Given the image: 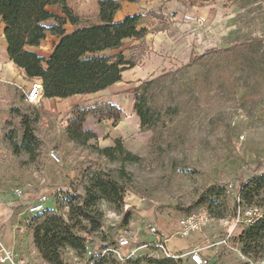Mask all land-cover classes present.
Returning <instances> with one entry per match:
<instances>
[{
    "label": "rangeland",
    "instance_id": "obj_1",
    "mask_svg": "<svg viewBox=\"0 0 264 264\" xmlns=\"http://www.w3.org/2000/svg\"><path fill=\"white\" fill-rule=\"evenodd\" d=\"M97 1L79 0L82 24L96 22ZM169 1L150 10L156 17L141 9L139 26L148 30L147 36L139 42L127 40L120 50L147 73L136 82L149 111L150 129L145 131L151 133L142 160L122 164L120 156L115 161L102 156L96 127L105 121H99L103 111L45 110L40 103L24 101L28 85H6L0 88V203L18 202L22 210L24 200L17 192L53 190L45 211L67 218L62 194L84 198L87 176L108 172L123 189V203L118 210L103 200L98 203L102 217L97 231L85 221L76 227L74 233L90 247L108 246L123 232L147 242L148 224L168 239L176 238L172 232L177 222L203 208L197 199L214 184L225 187L227 214L235 212L239 184L264 177V0H180L167 5ZM50 49L46 41L40 52ZM23 120L37 140L33 156L9 148L12 141L20 142ZM68 127L93 131L97 139L75 143L67 136ZM49 151L60 158L59 164L48 160ZM121 168L124 178H119ZM252 190L251 204L238 202L240 219L244 221L248 208L255 206L264 221V184ZM126 205L130 215L124 222ZM145 214L155 219L147 221ZM33 217L23 215L20 225L26 227ZM249 227H237L230 247L211 257L209 264H242L238 252L249 264L264 259V237L260 248L250 254L242 251L239 237ZM202 231L214 241L222 236L223 226L212 222ZM20 236L28 262L46 264L37 259L26 233ZM61 258L64 264L83 263L84 253L64 248ZM158 259L163 255L143 249L126 264H156ZM98 264L119 263L109 257Z\"/></svg>",
    "mask_w": 264,
    "mask_h": 264
},
{
    "label": "trees",
    "instance_id": "obj_2",
    "mask_svg": "<svg viewBox=\"0 0 264 264\" xmlns=\"http://www.w3.org/2000/svg\"><path fill=\"white\" fill-rule=\"evenodd\" d=\"M67 1L0 0V22L4 28L3 36L8 58L17 68L24 71L27 78L41 80L42 98L46 99H65L74 95L93 94L121 81L122 73L135 67L137 63L134 60H126L119 50L123 48L126 40L140 41L148 34L146 28L139 26L143 15L126 16L118 22L114 20L115 14L121 9V2L135 4L139 0H98L97 23L87 26H81V19L68 7ZM51 7H56L60 15L49 11ZM147 15L157 16L154 11H149ZM48 22L51 24L46 25ZM67 23L76 29L66 33L64 26ZM47 33L58 39L47 58L28 50L40 46ZM113 51L117 53L105 54ZM139 91L140 87L132 90L135 95L133 109L139 118L140 129L149 130V111L144 98L139 96ZM94 108L98 109V112H104L99 121L104 118L116 124L122 117L120 110L114 105ZM75 109L79 113L89 110ZM22 124L23 134L20 142L12 141L9 148L15 154L24 152L33 156L37 149L36 137L29 122L23 120ZM66 133L69 140L75 143L84 144L97 139L95 132L90 130L81 132L68 127ZM102 156L109 161H115L117 156H120L122 164L142 160L128 152L120 140L115 141L114 147L102 150ZM119 178H124L122 168L119 170ZM86 179L84 198L75 194H62L68 209L67 218L51 210H44L33 215L26 226L31 231L33 246L46 264H64L61 258V251L64 248L84 253L85 239L75 234L74 230L82 221L89 223L92 231L100 228L102 213L98 203L101 200L113 205L117 210L122 207L123 189L108 172L93 171ZM262 184L264 177L257 176L246 185L239 184L235 212L239 200L251 204L252 188ZM225 195V187L214 184L202 191L196 204L203 207L214 220L225 219L229 216L224 205ZM129 215L130 210L126 209L123 213L124 222ZM263 237L264 221L258 220L239 237L243 253L250 254L260 248ZM155 263L181 264V261L158 259Z\"/></svg>",
    "mask_w": 264,
    "mask_h": 264
},
{
    "label": "crops",
    "instance_id": "obj_3",
    "mask_svg": "<svg viewBox=\"0 0 264 264\" xmlns=\"http://www.w3.org/2000/svg\"><path fill=\"white\" fill-rule=\"evenodd\" d=\"M163 1L167 0H139L135 4L121 2V9L115 14L114 20L118 22L126 16L138 15L139 11L144 8L149 9V11L153 10L155 7L160 6ZM178 1L181 2L180 0H172L167 2V5H176ZM67 5L77 16H79V18L81 19V26H87L85 24H82V7L79 4V0H68ZM49 11L60 15V12L56 7L49 8ZM95 11L97 16L98 5H96ZM96 23L97 20L93 24ZM3 29V25L0 22V88L6 89V85L18 88L28 85L26 87L28 89L30 83L35 79L27 78L24 74V71L17 68L9 60L7 55V46L3 36ZM64 29L66 33H71L76 29V27L67 23L64 26ZM46 41L51 42V49L47 54H43L40 52V49L44 48ZM57 41L58 39L56 36L47 33L40 46L28 48V50L35 52L37 55L42 56L43 58H47L52 52L53 46L57 43ZM113 52H106L105 54ZM43 67H45V65H43ZM146 75L147 73L142 72V70L136 64L135 67L125 70L122 73L121 81L109 86L103 91H99L93 94L74 95L65 99L42 98L39 103L45 110L58 109L60 111L67 112L72 111L74 108H92L95 106L108 104L116 106L120 110L122 117L116 124H113V121L111 120H105L102 121L101 124L97 125L96 128L98 133L100 134L97 141L98 146L102 150L110 149L114 147L116 140H120L123 147L128 152L137 156H142L147 151L151 133L149 131L140 129L139 118L137 117L133 109L134 99L132 90L136 88V82L141 80ZM51 191L47 189H39L34 194L25 195V197L23 198L24 204H22V210H20L21 205L18 202L8 201L6 203H0V256H4L9 252H13L15 255L28 260L22 248V241L20 236L26 233L29 246L32 248L33 252L36 253L37 259H40L32 243L31 231L26 227H22L20 225V220L21 217L25 215L24 209L28 204L34 201L44 200L48 198L50 196V194L48 193ZM131 199L132 198H129L128 201L133 203L135 200ZM45 203L46 202L44 201V204ZM124 209H128V206L126 205ZM142 217H145L147 221H153L155 219L153 214H145ZM209 239L210 238H208L203 233V231L195 232L186 238L176 237L169 239L167 247L169 252L171 253H180L192 249H198L201 255L206 258L209 264L210 258L216 257V254L221 251L207 247V243L211 240ZM216 241L217 240L210 242ZM188 263L189 262H186L184 264Z\"/></svg>",
    "mask_w": 264,
    "mask_h": 264
},
{
    "label": "built area",
    "instance_id": "obj_4",
    "mask_svg": "<svg viewBox=\"0 0 264 264\" xmlns=\"http://www.w3.org/2000/svg\"><path fill=\"white\" fill-rule=\"evenodd\" d=\"M43 95L42 82L39 79L33 80L26 92H24V101L30 105L38 104ZM48 160L53 164H59L60 158L53 152L49 151ZM17 196L24 198L25 194L21 191L17 192ZM44 200L34 201L28 204L24 213L27 215H36L43 212L46 208ZM239 208L232 215L225 219L214 220L204 208H199L194 213L181 218L173 229V237L186 238L195 232H202L203 228L212 222H220L223 226V234L216 242H208L207 247L214 250H222L229 248L233 233L236 228L244 224L245 226H252L260 218V209L252 206L249 207L246 213V219L242 221L239 215ZM147 231L149 239L147 242H140L136 235L128 236L126 232L119 234L115 241L108 245H99L95 247L87 246L84 249V262L76 261L75 264H98L105 261L109 257L119 264H126L132 258L138 255V252L146 249L148 251L158 252L163 255L164 259L180 260L181 264L189 262L191 264H208L198 249H192L180 253H171L168 250V238L161 234L152 224H148ZM242 264H249L248 259L240 252L237 253ZM0 264H32L28 260L9 252L4 256H0ZM264 264V259L254 263Z\"/></svg>",
    "mask_w": 264,
    "mask_h": 264
}]
</instances>
